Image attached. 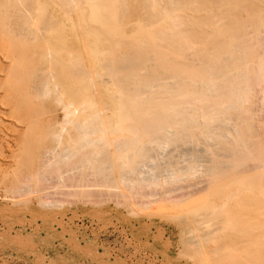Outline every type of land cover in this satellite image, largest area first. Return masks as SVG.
Masks as SVG:
<instances>
[{"label": "bare ground", "instance_id": "bare-ground-1", "mask_svg": "<svg viewBox=\"0 0 264 264\" xmlns=\"http://www.w3.org/2000/svg\"><path fill=\"white\" fill-rule=\"evenodd\" d=\"M0 155L46 208L200 201L193 234L264 264V0H0Z\"/></svg>", "mask_w": 264, "mask_h": 264}, {"label": "rangeland", "instance_id": "rangeland-1", "mask_svg": "<svg viewBox=\"0 0 264 264\" xmlns=\"http://www.w3.org/2000/svg\"><path fill=\"white\" fill-rule=\"evenodd\" d=\"M54 109L56 111L57 108L54 107ZM56 116L61 118L63 114L57 111ZM20 152L25 154L23 148ZM2 167L1 173L3 174L0 175L2 178L0 180V264H245L248 262L243 255L244 260L242 258L234 260L232 257L233 260L230 259L232 254L238 253V248L234 247L233 249H237L233 250L224 245L223 240L217 238V235L218 237L220 235L211 229L208 230L207 227V229L197 231L204 232L206 229L205 234L212 232L208 233L209 235L214 232L212 237L217 235L213 241L218 239V242H211L212 244L209 242V244V235L204 233L202 235V232L201 234L199 232L202 242L205 239H203L204 235L208 238L204 240L207 241L204 242L205 247L198 246L202 251L205 250V254L199 251L200 248H196L195 245L200 241L199 235L196 236L197 233L194 235L190 231L193 226L189 218L193 221L194 216L188 217V213L192 214L194 210L193 215H195V211L198 212L197 206L200 201L198 202L197 199L198 203L192 201L196 204L192 203V208L189 205L190 200H186L187 205L178 200L175 202L172 197L165 198H170L175 205L170 199L166 201L154 195H151V198H155V201L161 199V203L159 200L149 201L145 196L141 201L143 197L127 200L125 196L121 197L122 195L109 193V191H100L88 196L84 194H72L71 196L70 193L63 195L62 191L58 193V190H51L57 193L49 192L43 198L48 196L50 199L48 201L55 202L46 208L42 207L38 201L40 198L38 191L16 192L17 186L23 181L15 178L22 168L19 160L15 161L13 166L3 162ZM184 190H179L181 194H178V191L174 193L176 199L183 196ZM170 196L175 199L174 195ZM200 196L196 198L200 199ZM151 202L157 204L152 208L144 207L146 203L152 204ZM177 203L184 205L179 206ZM147 204L145 206H148ZM189 206H191V211ZM198 213L203 214L201 208ZM222 233L225 232L220 234ZM192 234L198 239L190 240ZM212 237L210 236L211 241ZM201 245L204 246L203 243ZM219 245H224L223 247L226 246L230 250L225 251L223 250L225 248ZM217 246L222 255L219 254ZM206 247L211 248L209 252L212 254L217 252L215 255H219L214 257L207 252ZM199 252L202 254L201 257ZM203 255L208 257L204 258ZM222 257L228 261L220 259Z\"/></svg>", "mask_w": 264, "mask_h": 264}]
</instances>
